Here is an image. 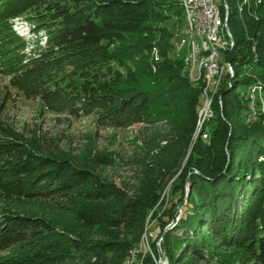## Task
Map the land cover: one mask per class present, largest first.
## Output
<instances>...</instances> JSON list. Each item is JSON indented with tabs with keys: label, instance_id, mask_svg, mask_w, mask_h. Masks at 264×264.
I'll use <instances>...</instances> for the list:
<instances>
[{
	"label": "trees",
	"instance_id": "16d2710c",
	"mask_svg": "<svg viewBox=\"0 0 264 264\" xmlns=\"http://www.w3.org/2000/svg\"><path fill=\"white\" fill-rule=\"evenodd\" d=\"M244 8L228 18L235 47L224 60L234 78L218 92L208 139L192 148L203 99L184 59L171 56L178 0H0V78L8 80L0 83V264H123L148 220L151 249L158 253L162 239L170 264H264V127L246 123L247 105L234 93L247 82L239 69L255 59L253 86L264 89V2ZM17 18L46 33L35 53L34 42L23 54ZM150 19L163 33L155 42ZM13 92L53 113L93 116L101 128L144 125L153 130L145 152L156 153L137 162L133 186L119 187L95 172L112 158L72 157L37 129L17 130L7 108ZM184 162L176 198L159 205ZM41 205L48 218L22 212Z\"/></svg>",
	"mask_w": 264,
	"mask_h": 264
},
{
	"label": "rangeland",
	"instance_id": "374dc122",
	"mask_svg": "<svg viewBox=\"0 0 264 264\" xmlns=\"http://www.w3.org/2000/svg\"><path fill=\"white\" fill-rule=\"evenodd\" d=\"M153 1H157L159 3L164 2V0H153ZM263 2L264 0H248V3L244 5L243 1H241V5L237 6V2H235L234 4L233 0H229V4L232 8V11L234 9L233 12H236L238 14L241 13L242 5L245 6L244 9H248L253 6L260 5ZM143 10H145L144 7H142L140 11L143 12ZM182 16H184L183 10H182ZM182 16L180 19L181 22L176 23L177 26L174 34L178 33L181 30L180 29L181 24L185 23L184 18ZM175 21L177 22L178 19L175 18L174 22ZM27 23L26 21H23L22 18H17L13 20V28L15 26L17 34H18L17 31H19L20 34L22 33L23 35H25L28 46L25 52L31 54V50L33 47L30 45H32L38 38H40L41 40L40 45L44 46L47 43V36H45L44 32H41L39 35L34 33V31L31 30L32 26L29 23L28 24ZM147 24L152 25L151 27L153 29L150 30L149 37L153 39V42H155V40H158V38L163 33L158 31L159 28L155 25L153 20L150 19ZM145 36L147 37V35ZM154 47L157 46H152L149 51L153 63H155L153 58L155 57V53H156ZM256 50L257 49L255 46L252 49V52L256 53ZM156 51L160 55L158 47ZM171 56L173 59H177V56L174 54L173 51L171 52ZM224 56L225 53L222 54V61H224L225 59ZM254 62H257V60L255 59ZM254 62L241 67V69L237 68V70L239 69L240 71L241 82L242 83L244 81L247 82L246 84H241L240 86H236L234 93L236 92L235 94L238 96V98H240L247 105L245 107L246 109L244 112L245 113L244 119L246 123L249 124L261 123V126L264 127V89L262 90V92H257L255 90L256 87L255 88L253 87L254 82H252V80L254 75L252 70H253V66L255 65ZM233 78L234 75L230 78L226 77L223 84H226L225 86L230 88L231 86L230 84ZM7 81L8 80L5 78H0V83L6 84ZM194 85H198V84L194 83ZM253 89L255 90V94L253 92ZM231 92L233 93V91ZM253 94L254 96H252ZM221 98L222 97H219L220 104L222 102ZM216 99L217 98L213 99L212 104L215 102ZM202 106H203V101H202ZM7 108L9 109L8 114L10 115V121L17 130L21 131L23 129L26 130L27 128L37 129L42 133V135H45L47 139H49V144L53 146H58L61 150L69 153L72 157L89 161L96 154H100L112 158L114 162L113 166L96 167L95 172L102 179L109 182H113L119 187H122L124 185H127L129 187L133 186L135 184V178H136L135 176L140 171V167L137 164V162L140 159H142L141 157H144V155L146 154H150L153 156L156 153V151L154 150L150 151V153L145 152L144 141L148 139L147 138L148 134L152 133L153 130L149 131L147 128H145L146 126L144 125H136L127 130H113V129L101 128L97 125L96 119L93 116L86 117L81 115L77 117L69 112H63L58 114L53 113L47 110L39 100L29 101L22 96H18L15 92H13L12 100L10 103L7 104ZM250 117L253 118L250 119ZM158 126L160 127V125ZM198 129H199V117H198L197 129L194 135V140L192 142V148H194L195 143L198 139L200 138H202L203 140L208 139L207 137L208 132L203 131L202 134L203 136L202 135L200 136L198 135ZM165 144H166L165 142H162L161 147L164 146ZM197 148L199 150H202L203 147L201 146ZM188 160L186 162H188ZM262 160L264 159H261V161ZM187 166L188 164L184 162L177 176H175L173 179L168 181L167 184L164 186V189L160 193L162 197L161 200L159 201V205L163 203L164 205H166L165 206L166 208H170V204L172 200L174 201V199L177 196L176 193L174 192L175 181H177L178 176L180 177L182 173H185V169ZM190 190L191 187L189 185L186 186V196H185L186 200L189 198ZM39 208L40 211H35L33 207L26 206L24 209H22V212L28 213L30 215L32 214L36 217L48 218L47 212L50 211L49 206L41 205L39 206ZM182 218H186L185 213H182ZM178 222H179V218L176 224H178ZM150 226L151 225L149 224V220H148L146 222L145 233L147 232V229L150 228ZM182 233L183 232L181 229L180 230L177 229L175 231L176 236H182ZM149 240L150 239H148L149 249L147 250L148 251L150 250V252H152V254H154L156 257L157 255L159 256L158 253L154 252L151 249ZM217 241L218 239H216V242ZM27 251H28L27 248L22 247V248H18L16 250V253L14 252L13 254L16 255L18 252L19 254L26 253ZM157 251L159 252L158 247H157ZM8 254L9 253H5L3 255H8ZM164 256H166V254ZM168 261L169 260L167 256L164 257L163 264H168Z\"/></svg>",
	"mask_w": 264,
	"mask_h": 264
},
{
	"label": "built area",
	"instance_id": "2783aa9c",
	"mask_svg": "<svg viewBox=\"0 0 264 264\" xmlns=\"http://www.w3.org/2000/svg\"><path fill=\"white\" fill-rule=\"evenodd\" d=\"M186 1V8L188 9L189 17H197V34L198 42H179V34L176 33V43L175 46H179L181 49H187V56H185L184 62L188 67H191V76L190 81L193 83V80L198 79V69L200 66L208 67V84H220L221 76V56L218 55V48H224V43L234 44L233 34L229 28L227 19V14L218 13V6H225V0H181ZM243 1V0H242ZM215 22H223L225 26V31L227 34L226 42H219L218 33L214 31ZM187 23V22H186ZM187 33V32H183ZM204 38H212L215 42L214 53H204L203 42ZM232 65V64H231ZM233 67V66H232ZM226 85V84H225ZM203 87V86H202ZM203 96V106L201 110V116L199 119V127L203 126L209 120V107L211 104L206 103V97ZM252 88V87H251ZM253 117H250L252 119ZM153 233H149V237H153ZM160 239L157 243L159 249V263L162 264V259L165 255V251L162 249V242ZM136 253H143L145 257L150 256L147 246L145 244L137 252H133V258H136Z\"/></svg>",
	"mask_w": 264,
	"mask_h": 264
},
{
	"label": "bare ground",
	"instance_id": "6f19581e",
	"mask_svg": "<svg viewBox=\"0 0 264 264\" xmlns=\"http://www.w3.org/2000/svg\"><path fill=\"white\" fill-rule=\"evenodd\" d=\"M181 9L184 11V18L185 23L181 24L179 34V42H186L187 36L188 40L190 42H198V34H197V17H189L188 15V9L186 8V1L178 0ZM234 2H237V6L241 5L242 0H233ZM248 0H243V4H247ZM241 10L243 9V6ZM230 4L229 0H225V6H218V13H225L227 14V19L229 18L230 13ZM187 22V23H186ZM214 31L218 33L219 42H226L227 41V34L225 31V26L223 22H215L214 24ZM187 32V33H183ZM40 34V33H39ZM46 36V35H45ZM41 41V40H40ZM234 44L232 46V49L235 47V40L233 37ZM176 43V34H174V45ZM28 47V46H27ZM26 47V48H27ZM203 50L204 53H214L215 50V42L212 38H204L203 42ZM231 50V43H224V48H218V55L221 56V76H220V84H208V67L207 66H200L198 69V79L193 80V83L198 84L202 87V94L206 97V103L211 104V107H209V118L213 115V99L217 98L218 92L221 90V87L223 85V82L225 78H230L234 75V69L230 62L227 60L222 61V54L226 53ZM174 54L177 56V58H182L185 60V56H187V49H181L179 46L174 47ZM187 65V64H186ZM188 67V66H187ZM189 70V77L191 76V67H188ZM257 92H262L263 87L260 84H256L253 86ZM255 90L253 89V92L255 94ZM256 92V93H257ZM254 94L252 96H254ZM202 99L203 96L201 95ZM252 99V98H251ZM222 104V103H221ZM252 106V105H251ZM202 110V109H201ZM201 110L199 112V119L201 116ZM149 229V228H148ZM147 229V232L144 237H142V240L140 243L135 246V248L129 253V256L126 258L125 262L123 264H144L143 259H139V254L142 253H136V258H133V252H137L138 250L145 246H147V249H149L148 239H151L153 237H149V233ZM150 241V240H149ZM151 253V254H150ZM159 254V252H158ZM149 255H151L152 258H154L155 263H159V256L157 257L152 254L149 250ZM143 256H145L143 254ZM166 257V256H164ZM164 257L162 259V264L164 263ZM168 264L169 261H168Z\"/></svg>",
	"mask_w": 264,
	"mask_h": 264
},
{
	"label": "water",
	"instance_id": "95a60500",
	"mask_svg": "<svg viewBox=\"0 0 264 264\" xmlns=\"http://www.w3.org/2000/svg\"><path fill=\"white\" fill-rule=\"evenodd\" d=\"M232 87H233V86H232ZM220 106H221V108H223L222 104H220ZM210 119H211V118H210ZM210 119H209V120H210ZM209 120H208V121H209ZM204 125H205V124H204ZM204 125H203V126H200L199 129H198V135H200V136L203 134V131H204ZM188 191H189V190H188ZM187 196H188V195H187ZM173 227H174V225H171V226H169L168 229H172Z\"/></svg>",
	"mask_w": 264,
	"mask_h": 264
}]
</instances>
